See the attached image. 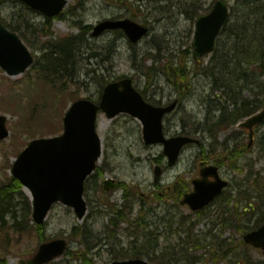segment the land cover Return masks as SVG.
<instances>
[{
  "label": "rangeland",
  "instance_id": "obj_1",
  "mask_svg": "<svg viewBox=\"0 0 264 264\" xmlns=\"http://www.w3.org/2000/svg\"><path fill=\"white\" fill-rule=\"evenodd\" d=\"M214 1L194 0L189 3L188 0L180 2L176 0L174 3L164 4V7L155 2L143 4L142 12L136 13L141 16L136 20L140 23H147L150 33L135 44L128 37L116 31H107L99 37H93L91 30L88 31L85 35L86 47L82 46L81 49L85 57L80 59L76 67L75 81L65 83L67 92L63 93L64 90L59 89L61 82L58 81L56 86L58 94L55 89L51 88L54 83L52 82L49 88L41 86L42 89L37 91L39 93L33 94L32 102H29L28 97L22 96V104L26 103L23 104L26 109L22 115H19V118L17 113H10L7 107L8 100L15 96L18 99L19 91L24 89L22 87L28 86L26 84L28 81H40L41 79H38L40 73L33 67L19 76L9 77L0 69V113L7 116L9 114L10 119L7 124L11 131L7 139L0 141L1 184L2 181H7V174L10 173L8 167L16 158L19 149L21 151L32 138L61 133L62 118L67 106L79 98L89 97L96 101L100 100L103 86L109 82L131 77L136 88L139 91H145L149 101L161 104L175 99L178 92L173 87L175 85L173 79L160 73L147 77L144 71L149 66L160 65L162 63L160 60L167 62L169 58L177 57L181 51L186 52L185 71H188L191 76V85L189 87L185 85L189 91L183 94L184 99L181 100L177 109L166 118V133L168 136H173L185 131L186 134L196 135L198 132L195 134V130L199 128L205 150L197 145H190L183 151L179 162L173 167H168L162 144H145L143 124L138 118L127 113L109 118L105 113L100 112L98 127L102 121L103 129H98V132L102 139L103 155L99 162L101 167L89 182L86 191L87 215L84 220H79L72 208L57 203L51 209L44 229L47 236H62L69 239L70 248L73 250L72 255L76 251H83L90 247L91 251L88 255L93 258L91 264H112L116 259L130 258L129 256L136 253L144 254V258L152 257L158 263L170 264L168 258H172L174 252H179L178 257H180L182 249L183 251L188 249L189 252L191 248L190 255H196L202 259L200 263L191 264H207V262L208 264H228V261H231V258H228V252L235 249L231 264H236L238 260H244L245 257L250 258L254 264H264V257L260 251L240 244L242 235L236 226L239 221L242 229L248 231L262 223L263 211L259 207L262 206L264 209V124L257 126L256 138L250 150L237 157L234 165L230 161L223 166L222 176L231 182V187L207 212L197 215L193 214L187 206H180L176 200L179 194L178 189L171 187V183L176 178H180L184 182H189L184 183L183 187L187 186L186 188L191 190V181L199 176L201 157L206 155L211 159L215 154L232 156L229 153L235 148L241 150L249 141L248 132L237 129V126L220 130L215 139L207 131V127H212V121L205 120L206 117L214 113L218 117L221 112L217 110L221 108L225 111L227 108V113L234 109L229 96L224 93L223 89H218L221 83V73L218 68L214 69V65L221 61L231 67L236 65L235 58H231L237 45L233 39L234 34L231 38L230 32L239 18L238 12H235L239 10L238 0H226L232 13L234 12L231 16L230 27L219 37L217 50L203 57L200 62L195 59L192 52L195 20L189 17V12H186L184 8L191 9L193 6L203 5L205 10L201 13L206 14ZM127 2L137 4V0H127ZM259 5L264 6V3ZM66 9L64 18L53 20L51 25L54 34L51 35L52 37H42L41 32H36L34 35L28 33L29 46L37 56L43 52L44 41L55 43L70 34H80L81 29L74 25V20H81L83 26H95L106 18L127 17L129 13L138 11L123 0H69ZM0 13L4 18L15 16L18 23H24L25 26L42 28L45 23L43 15H37L15 2H5L0 8ZM39 60L42 61V58ZM157 60H159L158 63H156ZM140 66H143L142 70ZM256 66L257 64H251L248 67L243 65L250 77ZM252 78L257 85L263 84L264 77L261 81L258 80L257 75L250 79ZM48 80L52 81L50 78ZM240 83L243 82L240 81ZM33 88L39 89L40 85L33 86ZM177 88H183V86H177ZM242 92L245 99L249 98L248 102L258 97L251 89H242ZM44 97L47 103L39 101ZM262 98L260 96V99ZM239 102L242 101L239 100ZM28 118L30 120L29 132L25 131L28 127L25 125ZM22 124L25 130H20ZM20 131L25 132L22 134ZM213 149L215 153L211 154ZM157 164L165 168L161 184L154 181V168ZM110 178L125 182L126 187L134 192L129 193V203L133 205L129 220L123 222L120 219L115 227L111 222V214L114 211L112 204L118 203L119 208L123 209L121 214L124 217L128 216V207L123 208V188L107 193L101 189L102 179ZM153 193L164 195L165 199L162 198V202L157 203L152 199ZM230 198V202L227 203ZM22 206L19 203L17 207ZM221 206L230 209L238 206L239 215L237 216V213L231 215L234 217L236 215L233 227L222 232L224 227L215 225L212 230H208L207 224L210 225L211 222L209 218L213 219L223 214L219 212ZM184 218L188 219L184 229L183 227L177 229L180 228V223L183 224L181 220ZM6 219H8V224H2V231H0L3 232L0 244H6L4 250L0 245V258L3 257V260L0 259L2 261L0 264H25V260L37 248L39 235L35 228L21 232L14 231L9 226L13 223L9 215ZM190 222L197 224L187 240L185 227L188 229ZM76 225L79 229H77V235H74L72 232ZM148 231L155 238L159 237L160 241L159 248L150 252V255L146 250L138 249L149 242L146 234ZM213 237H220V240H214ZM200 239L203 241L202 250L199 248L196 251L195 244ZM228 243H232L235 248L228 250V247H225ZM218 244L220 247L224 244L223 254L220 257L225 261L221 258L213 261L208 254L204 255ZM209 245L210 247L205 250L204 247ZM165 247L168 249L166 257L162 256ZM174 259L181 261V259ZM52 264L82 263L80 259H74L68 255L55 260Z\"/></svg>",
  "mask_w": 264,
  "mask_h": 264
},
{
  "label": "water",
  "instance_id": "obj_2",
  "mask_svg": "<svg viewBox=\"0 0 264 264\" xmlns=\"http://www.w3.org/2000/svg\"><path fill=\"white\" fill-rule=\"evenodd\" d=\"M21 1L48 16L59 14L68 2L67 0ZM228 17V6L219 0L208 15L197 20L194 49L198 57L214 50L216 38ZM117 28H123L130 39L135 42L147 33L146 27L130 19H124L106 20L100 23L95 27L94 35H99L106 29ZM32 62L33 56L26 44L18 34L9 31L0 20V66L8 74L17 75L24 72ZM175 106L176 102L167 108L155 107L147 103L132 86L130 79L108 84L100 104L85 99L76 101L64 118V133L55 137L33 140L14 163L13 174L32 194L34 220L37 223H43L56 201L72 206L79 219L85 216L87 211L83 198L85 179L95 169L96 162L102 154L101 139L96 130L100 109L105 111L109 117H114L120 112H128L139 117L144 123L146 143L162 142L170 164H174L182 147L195 141L187 136L166 139L163 133V117ZM263 119L264 111L243 125L252 128L254 124ZM8 135L6 117L0 115V140ZM201 173L203 178L194 181L195 191L187 194L183 200V203L190 204L195 210L208 205L228 184L219 177L216 166L205 167ZM160 175L161 168L157 167L155 179L158 180ZM210 176H214L215 180L210 182L208 180ZM114 186L116 184L110 180L106 188L110 189ZM244 240L264 250V225L258 230L247 233ZM66 247L65 239L43 243L28 264L48 262L63 255ZM113 264L151 263L143 259H131L115 261Z\"/></svg>",
  "mask_w": 264,
  "mask_h": 264
},
{
  "label": "trees",
  "instance_id": "obj_3",
  "mask_svg": "<svg viewBox=\"0 0 264 264\" xmlns=\"http://www.w3.org/2000/svg\"><path fill=\"white\" fill-rule=\"evenodd\" d=\"M123 1L129 6L133 7V9H138V11L136 12L129 13L130 17L136 19L140 18L141 16L136 15L137 12H142L141 2H155V4L164 7V4L170 2L174 3L176 0H137L136 5L134 3H128L127 0ZM178 1L180 2L183 0ZM188 1H190L189 3H191L194 0ZM260 3H264V0H238L237 4L239 6V10H236L235 12H238L239 18L237 19L236 25L234 24L233 26L234 30H231V36L234 34L233 39L237 45L235 61L243 60V58H245V61H247L250 65L258 64V66H256V69L254 70H258L259 73L264 76V6L259 5ZM27 9L30 10L29 8ZM184 9L186 12H189V17L191 19H195L199 15V11L202 9V5L196 7L193 6L191 9ZM77 25L81 29L80 34L68 36L65 37V39L62 38V40L58 41V43H56L52 49L44 48V51L41 55L42 61H38L39 66L36 68V70L41 72V77L45 80L43 83H40V86H47L49 88L51 85L50 83L54 82L53 87L51 86V88L55 89L57 94L59 92L56 87L58 81L61 82L59 89L64 90L62 92L66 93V84H69L67 82L74 81V77H76V67L80 59H83L81 49L82 46L86 47L84 37L91 29V27L83 26L81 24V21H78ZM50 26L51 21L49 20V23H47L45 27H43L44 35L53 34L52 28ZM227 26H229V24ZM13 27V29L15 30H21V28L17 25H13ZM229 27L225 28V30H228ZM185 60L186 52L181 51L177 57L169 58L167 62H163L160 60V62H162L160 65L155 64L154 66H149L144 71V75L150 77L157 73H160L161 75L163 74L167 78L173 79L176 87L181 85L183 86V88H178L179 91H183L184 89L186 90L185 85L189 87L190 78L188 79V72L185 71V68L187 67V65H185ZM158 62L159 60L156 61V63ZM142 67L143 66H140L141 70ZM215 68H218L221 73V83L219 89H223L224 93L229 96V99L231 101H234L236 105H239V96H237V90L239 91V86H244L243 83H240V80H245V68L239 62L236 63L235 66L231 67L229 64L226 65V63L223 61H221L220 63L216 62L214 65V69ZM255 71H253L251 77L256 74ZM49 78L52 79V81H49ZM250 78L248 86L252 91H256L257 86L255 85V81L253 80V78ZM262 88L264 89V85L262 86ZM38 93L37 91L35 92V94ZM258 94L259 96L255 98V100H252L251 103L247 104L245 103L246 101L242 100L243 104L240 107H235L229 113L226 112L227 108L226 111L222 108L221 115L218 119V129L227 127L231 124H235L244 115H249L259 110V108L264 105V90L262 92L258 90ZM27 96L29 98V102H32V96L34 95L27 94ZM260 96H262L263 98L260 99ZM39 101L46 102L47 99L44 97L39 99ZM16 109L18 111L26 109V107L23 106L21 99H19V103ZM25 125H30L29 118L27 119ZM22 127H24V125ZM215 128L217 127L214 125L213 128L209 127L208 130L211 133L215 130ZM196 131L197 130H195V132ZM230 158H233V156H231ZM0 193L2 195L0 203V226H2V224H8V219H6V216L9 215L10 219L13 222L12 224H9V226L14 231L21 232L27 231L31 228H35L39 235L40 241H43L46 238L44 233V226L36 227L32 225L31 201L29 197H27V195L24 193L19 180L11 178V180L9 181L2 182L0 184ZM19 203L23 205L21 208L17 207ZM259 209L263 211V219L261 221L263 223L264 209L262 208V206H260ZM236 213L238 216L239 213ZM118 216V220L125 218L124 216H122V214H120V211L118 212ZM237 223H239V221H237ZM237 230L240 232H244V229H241L240 224H237ZM1 234L2 233H0V236ZM198 244L199 243H197V245ZM0 245H2V248L6 249L5 243ZM217 252L212 250L211 253ZM85 261L86 263H90V261H87V259H85Z\"/></svg>",
  "mask_w": 264,
  "mask_h": 264
},
{
  "label": "bare ground",
  "instance_id": "obj_4",
  "mask_svg": "<svg viewBox=\"0 0 264 264\" xmlns=\"http://www.w3.org/2000/svg\"><path fill=\"white\" fill-rule=\"evenodd\" d=\"M98 129H99V130H102V129H103V122H102V121L99 123V127H98Z\"/></svg>",
  "mask_w": 264,
  "mask_h": 264
}]
</instances>
